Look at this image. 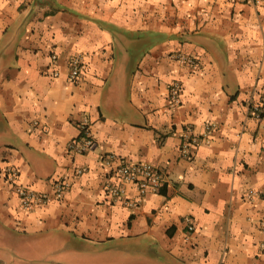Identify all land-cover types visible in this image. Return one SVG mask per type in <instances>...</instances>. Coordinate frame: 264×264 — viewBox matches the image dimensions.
I'll return each instance as SVG.
<instances>
[{
  "label": "crops",
  "instance_id": "0c3cea01",
  "mask_svg": "<svg viewBox=\"0 0 264 264\" xmlns=\"http://www.w3.org/2000/svg\"><path fill=\"white\" fill-rule=\"evenodd\" d=\"M78 53L85 67L71 81ZM253 105H264V0H0V168L10 161L51 191L86 167L30 212L0 175V264H264V118ZM85 117L95 143L75 154ZM209 122L184 156L185 128L204 134ZM108 153L155 164L161 190L134 207L112 199Z\"/></svg>",
  "mask_w": 264,
  "mask_h": 264
},
{
  "label": "built area",
  "instance_id": "2783aa9c",
  "mask_svg": "<svg viewBox=\"0 0 264 264\" xmlns=\"http://www.w3.org/2000/svg\"><path fill=\"white\" fill-rule=\"evenodd\" d=\"M253 4H261L263 0H244ZM172 57L182 63L195 68L199 64V57L183 51H175ZM53 62L57 58L54 52L51 55ZM85 65L83 54L78 53L71 57L70 71L68 78L71 81H78L81 77ZM54 68V67H53ZM53 74L58 75L59 71L53 69ZM183 90L182 82L179 79L173 80L169 85L168 104L171 109H176L181 104V94ZM251 112L257 119L264 118V105H253ZM214 123H207L204 134H198L191 126H187L182 134L181 152L184 156H191V149L202 139L206 140L209 134L215 128ZM94 138L90 130V122L85 117L80 123V135L68 142V149L72 153H85L94 146ZM104 162L110 167L112 173L120 181L108 178L104 183V189L112 199L119 200L130 207L139 205L144 196L150 192H159L163 185V175L161 170L153 163L148 161H128L124 160L113 153L104 155ZM86 170V167L77 166L72 173L66 172L52 181V190H41L31 184L25 183L21 179V170L14 163L8 161L0 168V175L4 181L9 184L19 197L20 206L24 211H33L36 207L47 204L53 200H59L64 197L72 184L71 176L80 175ZM124 182L131 183L137 194L134 197H128V188ZM246 197L249 200H256L261 197V193L256 189H248ZM191 217H187L188 229H195ZM259 229L264 233V217L259 221ZM259 248L264 252V238L259 244Z\"/></svg>",
  "mask_w": 264,
  "mask_h": 264
}]
</instances>
